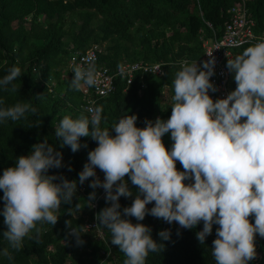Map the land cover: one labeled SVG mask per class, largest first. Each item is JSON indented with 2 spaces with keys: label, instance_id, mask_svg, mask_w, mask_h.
<instances>
[{
  "label": "clouds",
  "instance_id": "9594fccd",
  "mask_svg": "<svg viewBox=\"0 0 264 264\" xmlns=\"http://www.w3.org/2000/svg\"><path fill=\"white\" fill-rule=\"evenodd\" d=\"M214 64L213 59L200 66L185 65L176 73L172 113L166 121L157 118L139 128L137 116L127 115L109 131L101 128L102 109L96 108L90 118L64 116L55 129L61 147L68 145L74 153L81 147V137L91 136L98 143L88 153L79 183L94 178L89 187L104 189L111 206L102 209L97 219L110 231L111 244L124 253L123 264H145L150 252L164 247L152 238L148 226L124 218L143 221L146 215L176 222L184 229H193L202 221L203 229L196 233L201 245L213 225H219L212 247L216 264H248L257 257L255 237L264 238V41L228 59L227 68L237 86L226 98L215 101L209 95V90H217L210 81ZM18 77L21 69L13 66L0 79V86L8 90L12 85L10 91L15 92L13 81ZM96 83L93 66L73 68L74 89ZM29 112H37L29 103L0 108V122L20 120ZM168 133L174 142L170 151L162 141ZM62 160V153L44 139L0 176L7 226L3 237L11 249L21 250L25 238L39 243L43 225L54 226L61 205L71 204L77 181L48 175L49 169L63 167ZM177 161L183 171L176 168ZM97 168L104 173L103 182L96 176ZM126 176L138 192L131 206L121 211L120 197L133 195ZM95 199L93 191L88 201L91 204ZM65 223L77 244H82L77 229L69 221ZM158 235L162 241L168 240L170 230ZM2 254L13 259L8 248Z\"/></svg>",
  "mask_w": 264,
  "mask_h": 264
},
{
  "label": "trees",
  "instance_id": "16d2710c",
  "mask_svg": "<svg viewBox=\"0 0 264 264\" xmlns=\"http://www.w3.org/2000/svg\"><path fill=\"white\" fill-rule=\"evenodd\" d=\"M240 0H0V79L13 66L21 69V77L13 83L17 91L0 86V108L16 103H29L37 109L17 121L0 122V176L13 167L16 158L28 155L32 146L44 139L62 153L63 167L49 169L48 175L63 176L77 181V191L71 204H62L58 222L43 225L45 231L39 243L25 238L21 250L11 249L4 239L7 231L2 215L4 201L0 190V264H123L126 259L118 247L111 244L110 231L99 223L97 228L84 229L85 220H93L88 201L93 191L92 179L79 183V173L88 162V153L98 143L91 136L81 137V147L75 153L55 136L64 116L77 119L91 117L83 105L89 98L71 86L72 74L67 67L69 55L85 49L92 43L101 44L99 62L115 70L126 61L146 60L162 63V74L137 73L130 84L116 77L113 92L96 100L102 109L101 128H111L127 115H136V126L146 127L157 118L167 120L172 113L173 81L182 69L183 58L197 59L202 54V42L213 34L220 35L228 17L227 9ZM250 15L255 19L254 30L264 34V0H247ZM210 23L211 25H209ZM253 43L233 48V59ZM188 65V64H187ZM190 65V64H189ZM141 83H144L142 86ZM111 135H115L112 131ZM168 150L174 143L170 133L162 137ZM86 145V147H85ZM71 168V170H69ZM176 168L183 171L176 163ZM96 174L104 173L95 169ZM125 181L133 195L120 197L121 211L130 207L138 189L126 176ZM59 183L60 180L54 181ZM188 183L187 181H185ZM78 205V206H77ZM105 196L97 199V216L110 207ZM154 202L146 207L151 209ZM133 224L142 223L151 229L152 238L164 245L159 252H150L145 264H216L212 255L213 230L200 244L196 233L202 231L201 221L193 229L181 228L162 219L146 215L143 221L124 217ZM254 216L249 220L254 223ZM65 221L80 233L82 244L71 235ZM40 227V225H37ZM103 236L98 235V230ZM170 230V238L161 240L158 233ZM34 234V233H33ZM257 257L248 264H264V238L255 237ZM8 248L13 259L3 256Z\"/></svg>",
  "mask_w": 264,
  "mask_h": 264
},
{
  "label": "built area",
  "instance_id": "2783aa9c",
  "mask_svg": "<svg viewBox=\"0 0 264 264\" xmlns=\"http://www.w3.org/2000/svg\"><path fill=\"white\" fill-rule=\"evenodd\" d=\"M227 13L228 17L221 34H213L212 37L203 40L201 56L194 60L183 58L179 61L183 67L187 64L192 65L196 63L200 66L204 61L215 60L214 74L210 77V81L217 90L215 92L209 90V95L214 101L216 99L226 98L231 92L228 86L230 71L227 68V61L228 59H233V48L245 43L257 44L258 42L264 41V34H257L254 30L255 19L249 13L247 0H240L238 3L232 4L227 9ZM208 24L211 25L210 23ZM101 50V44L92 42L85 51L76 50L67 59V67L72 76L73 68L76 66L87 67L91 65L96 70V85L92 87L83 86L79 89L83 95L89 96L83 107L90 115L95 114L96 100L101 96L113 92L116 87V77L120 76L125 78L126 83L130 84L137 73L142 76L144 73L162 74L163 72L161 62H150L146 60L126 61L120 64L115 70H111L106 64L98 63L99 52ZM141 85L143 86L144 83H141ZM176 163L183 170L180 162L177 161ZM96 176L101 180V173L96 174ZM96 189L99 191L98 197L106 195L103 188ZM98 197L91 201L93 220H85L84 229L86 230L97 228ZM98 235L103 236V232L98 230ZM103 260L96 264H104Z\"/></svg>",
  "mask_w": 264,
  "mask_h": 264
},
{
  "label": "rangeland",
  "instance_id": "374dc122",
  "mask_svg": "<svg viewBox=\"0 0 264 264\" xmlns=\"http://www.w3.org/2000/svg\"><path fill=\"white\" fill-rule=\"evenodd\" d=\"M235 59V58H234ZM228 86H229V89L230 91H234L235 88H236V82L234 80V74L229 72V82H228Z\"/></svg>",
  "mask_w": 264,
  "mask_h": 264
}]
</instances>
